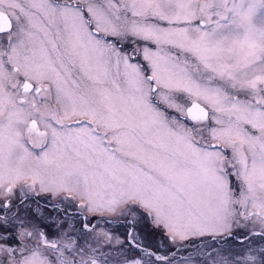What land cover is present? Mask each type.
<instances>
[{
	"label": "snow or ice",
	"instance_id": "6c2138e0",
	"mask_svg": "<svg viewBox=\"0 0 264 264\" xmlns=\"http://www.w3.org/2000/svg\"><path fill=\"white\" fill-rule=\"evenodd\" d=\"M0 264H264V0H0Z\"/></svg>",
	"mask_w": 264,
	"mask_h": 264
},
{
	"label": "rangeland",
	"instance_id": "374dc122",
	"mask_svg": "<svg viewBox=\"0 0 264 264\" xmlns=\"http://www.w3.org/2000/svg\"><path fill=\"white\" fill-rule=\"evenodd\" d=\"M144 234L148 237L149 241H158L160 239V234L153 232L150 224L145 223L142 225Z\"/></svg>",
	"mask_w": 264,
	"mask_h": 264
}]
</instances>
